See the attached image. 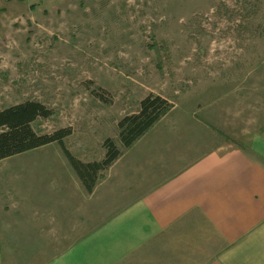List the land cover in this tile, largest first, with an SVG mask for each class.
I'll return each instance as SVG.
<instances>
[{
  "label": "rangeland",
  "instance_id": "rangeland-1",
  "mask_svg": "<svg viewBox=\"0 0 264 264\" xmlns=\"http://www.w3.org/2000/svg\"><path fill=\"white\" fill-rule=\"evenodd\" d=\"M150 94L172 104L161 128L195 126V155L246 146L264 131V0H0V111L40 103L32 129L70 130L79 162L107 140L123 155L119 122ZM71 191L87 192L58 143L0 161V212Z\"/></svg>",
  "mask_w": 264,
  "mask_h": 264
},
{
  "label": "crops",
  "instance_id": "crops-1",
  "mask_svg": "<svg viewBox=\"0 0 264 264\" xmlns=\"http://www.w3.org/2000/svg\"><path fill=\"white\" fill-rule=\"evenodd\" d=\"M160 124L92 193L58 207L32 192L1 210L0 264H264V131L195 155L194 125Z\"/></svg>",
  "mask_w": 264,
  "mask_h": 264
},
{
  "label": "trees",
  "instance_id": "trees-1",
  "mask_svg": "<svg viewBox=\"0 0 264 264\" xmlns=\"http://www.w3.org/2000/svg\"><path fill=\"white\" fill-rule=\"evenodd\" d=\"M171 109L170 101L161 96L150 94L146 97L137 113L125 116L119 122L123 148H131ZM49 116L50 113L43 105L33 101L0 111V161L58 143L83 186L92 193L97 185V175L109 169L122 156V150L114 142L107 140L104 144L105 159L100 163L83 164L65 146L64 139L71 134L70 130H60L52 135H39L32 129L31 124L38 118Z\"/></svg>",
  "mask_w": 264,
  "mask_h": 264
}]
</instances>
